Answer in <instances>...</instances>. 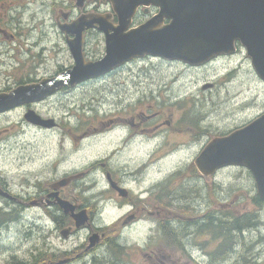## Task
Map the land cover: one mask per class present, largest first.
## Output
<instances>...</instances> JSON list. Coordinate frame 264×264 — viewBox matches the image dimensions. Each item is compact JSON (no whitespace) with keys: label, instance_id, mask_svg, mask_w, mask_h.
Instances as JSON below:
<instances>
[{"label":"rangeland","instance_id":"1","mask_svg":"<svg viewBox=\"0 0 264 264\" xmlns=\"http://www.w3.org/2000/svg\"><path fill=\"white\" fill-rule=\"evenodd\" d=\"M60 3L0 0V24L8 32H0V88L8 86L6 93L38 84L74 64L65 34L55 24ZM97 7L95 2L93 8ZM86 51L93 57L91 61L101 58L102 35L90 33ZM145 57L136 58L138 61L109 76L75 87L63 85L41 100L1 111L0 176L17 193L23 192L21 186L29 179L31 183L38 178L51 181L56 172L62 175L72 168H87L90 163L103 161L114 177L125 173L133 191L139 189L138 183L141 187L154 184L143 192L144 198L152 196L154 202L159 197L166 199V189L171 218L189 217L201 204L214 210L217 218L230 209L229 222L234 214L257 216V227L229 233V244L222 254H215L225 240L222 236L208 235L205 246L213 252L210 264H263L264 206L253 199L257 195L252 173L242 166H228L215 174L213 182L212 176L205 181L195 175L193 160L212 139L264 113V83L255 75L245 53L197 69H187L173 60ZM21 79L25 81L19 82ZM28 109L53 119L56 126L31 124L24 117ZM156 134L158 138L152 141ZM144 162L149 166L144 168ZM102 171L96 167L95 183H89L97 184L94 197L106 187ZM91 175L86 180L91 181ZM103 196H114V192ZM115 206L116 199L107 201L103 215L107 222L122 214ZM107 226L105 229L114 228L115 224ZM148 229L149 225L141 223L127 228L119 239L116 230L107 233L111 240L118 239L124 245L120 254L116 252L117 264H148L138 252L144 249ZM58 235L52 232L47 211L29 208L0 232V264H7L12 256L32 263L34 258H42V252L57 248L72 253L65 255L71 259L56 260V264H105L108 246L101 248L107 250L104 255L97 252L100 257L96 260L90 255L84 259L80 244L88 243L86 233L64 241ZM197 253L201 264L208 263L204 252ZM183 261L195 264L186 257Z\"/></svg>","mask_w":264,"mask_h":264},{"label":"water","instance_id":"2","mask_svg":"<svg viewBox=\"0 0 264 264\" xmlns=\"http://www.w3.org/2000/svg\"><path fill=\"white\" fill-rule=\"evenodd\" d=\"M109 1L117 24L91 14H81L71 23H59L65 35H74L71 40L66 39L74 64L56 76L44 77L38 84L20 86L9 93L0 92V112L41 100L63 85L73 86L101 76L135 57L152 55L200 65L217 55L234 53L236 43L246 49L255 73L264 80V0ZM152 4L158 6L159 11L126 31L136 7ZM76 6L82 8V0L77 1ZM92 27L105 34V53L93 61L85 60L82 51V32ZM24 117L41 127L55 125L53 119L43 118L32 109H28ZM194 163L207 178L223 167L247 168L253 175L257 196L264 202V113L227 135L212 139ZM79 176H70L65 181ZM0 194L12 198L2 190ZM59 205L64 212H70L77 227L85 222V216L73 213V205L60 199Z\"/></svg>","mask_w":264,"mask_h":264},{"label":"flooded vegetation","instance_id":"3","mask_svg":"<svg viewBox=\"0 0 264 264\" xmlns=\"http://www.w3.org/2000/svg\"><path fill=\"white\" fill-rule=\"evenodd\" d=\"M57 1L61 2V7L57 10V14L55 16V24L57 27L59 23H71L73 20H75V18H77L79 14L82 13H93L95 16L106 18L107 22L113 25L117 24L118 22L117 16L113 12L109 0H82V9L76 6V2L79 0H52V2ZM99 1H101L100 5L98 4ZM95 2L98 5L97 8H93V4ZM90 8L91 11L89 10ZM158 11V6L153 4L149 6H137L133 16L130 19V25L126 31L145 22ZM167 22L168 20L165 19L164 23ZM0 32L4 35H7L8 33L6 27L2 26L1 24ZM92 32H98V34L102 35L103 42L105 41V34L96 27L84 29L82 32V51L85 60H91L90 58H93L88 56L86 51L87 38ZM64 34L65 33H63V35ZM73 37V34L64 35L65 40H71ZM235 48L236 51L234 53L227 55H217L210 62H214L219 59H226L228 61L233 60L240 53H245L251 65V60L246 49L239 43H236ZM144 57L145 56H143V58ZM146 57L148 59L161 58L152 55H147ZM95 59L96 58H94V60ZM162 59L165 58H161L160 60ZM136 61H138L136 58L130 60L129 62L116 67L114 70H111L109 73L103 76H109L113 72H118L126 65L133 64ZM210 62L204 65H207ZM182 64L188 66L187 69L200 68V66H192L183 62ZM253 71L255 73L254 69ZM255 75L257 76L256 73ZM257 77L259 78L260 82L264 83L262 78L259 76ZM89 81L90 79L71 87L78 85L80 86L81 84ZM8 90V86L3 87L2 89L0 88V92L2 93H6ZM160 125L161 124L157 126ZM143 164L145 168L146 163ZM85 166L86 165H82L81 168H72L73 170L70 169L68 172L66 171L62 175L60 172H56V174L53 175V178H51V181H42L38 178L31 183V179H29L27 184L21 186L25 194H20L23 192L18 190L16 193L13 186H11L8 181L4 180L0 176V190L11 195L12 197L9 198L0 194V208L6 212L14 208H19L21 209L22 214L27 211V209L32 207L43 208L45 211H47L48 218L52 223V232L56 234L58 233V237H60V239L62 238V241L68 239L71 236L74 237L78 233H86L88 243L80 244V246L83 245L81 255L83 258L85 257L84 259L90 255L92 256L93 260H96L98 257H100L97 252L104 255L107 250H101V248L108 246L110 253L112 252L114 256L112 255V257L110 253H108V258H103L105 260V264H117L116 252L120 254L121 250H123L122 248L124 247V245L120 244L118 239L122 237V233L127 228L137 227L143 223V225H149L148 239L145 246H143L144 249H140L138 252H140L147 260L148 264H184V257L192 259L195 264H201V262L198 260L200 253L197 252H204L203 255H207L209 258L208 263L203 264H210L214 260L212 249L209 250L207 246H205L207 236L212 235V229L207 228L208 220L212 221L213 224L216 225V212L214 210L206 209V207L201 204L199 207L195 208V213L189 217L171 218L170 202L166 189V199L164 197H159L156 202H154L152 196H146L144 198L145 195L143 194V192H148V188L151 189L153 186H155L154 184H149L148 187H141V183H138L139 189L133 191L127 184L125 173H121V177H114L113 171L110 168H106L105 162H93L88 164L90 167L85 168ZM96 167H99L101 171L103 170L102 174L106 180V187L101 191H98L99 197L92 196V194L95 192L94 190H96L97 184L94 186L89 185V183L94 182L93 174L96 170ZM194 171L196 176H201L198 170ZM76 174H80V176L69 181H65L69 179L70 176H74ZM90 175L91 181L86 180L90 177ZM214 177L215 175L212 177V182L215 180ZM199 180L201 181V179ZM109 191H113L114 196H103L104 193ZM111 198L116 199L115 208H117L119 211H122V214L119 217H115L114 219H111L107 222V219H105L103 215L106 209V203L107 201H110ZM59 199L66 201L70 205H73L75 207L73 210L74 214L81 213L86 217L85 222L81 226H76L75 220L70 212H64V210L59 205ZM112 223L115 224L114 228L105 229V227H108L107 225H111ZM202 225L205 226L204 229H202ZM112 230H116L118 239L111 240V237L107 235V233L111 232ZM154 230L156 231V234H154ZM93 236H96L95 239L90 240V237ZM93 240L94 242L92 244ZM71 253V250L62 249V251H59V248H57L56 250H51V252L48 253L50 255L45 257V260H42L38 264H56V260H62L65 262L71 259L65 255ZM93 264H95V261H93Z\"/></svg>","mask_w":264,"mask_h":264},{"label":"trees","instance_id":"4","mask_svg":"<svg viewBox=\"0 0 264 264\" xmlns=\"http://www.w3.org/2000/svg\"><path fill=\"white\" fill-rule=\"evenodd\" d=\"M30 79V78H28ZM25 80H20L19 82L23 83ZM195 170V169H194ZM169 180H166L164 183V186L168 183ZM254 201L260 205L264 206V203L261 201V199L258 198V196L253 197ZM22 214L21 209L14 208L12 210H9L8 212L4 211L0 208V232L3 228H5L8 224L13 223L17 220H19L20 216ZM220 216H222L223 212L219 211ZM232 214L230 209H225V214L223 217H218L216 215V225L213 224L212 221L208 220L207 228L212 229L211 234L218 235L219 237L225 238V240L221 241L219 248L215 251V254H222L226 247L229 244V241L226 240V238L229 236L230 232H239L246 228H253L257 227L258 225V218L257 216L253 215L252 213H245L244 215H232L231 222L228 221L229 215ZM210 216V213H209ZM193 222V221H192ZM170 224V222H169ZM175 224V223H172ZM172 226V225H171ZM204 225H202V229H204ZM121 248V247H120ZM46 252H42L39 256L42 258H34L32 263H28L20 258L12 256L11 260L8 261L7 264H38L39 261L45 260V257H47ZM113 263V261H112ZM116 264V263H115ZM264 264V263H263Z\"/></svg>","mask_w":264,"mask_h":264},{"label":"bare ground","instance_id":"5","mask_svg":"<svg viewBox=\"0 0 264 264\" xmlns=\"http://www.w3.org/2000/svg\"><path fill=\"white\" fill-rule=\"evenodd\" d=\"M121 129H122V128H121ZM157 138H158V135H157V134H156V135H153V136H152V141L155 140V139H157ZM145 162H146V161H145ZM145 162H144V163H145ZM149 164H150V163H149ZM149 164L146 165V166H149Z\"/></svg>","mask_w":264,"mask_h":264}]
</instances>
